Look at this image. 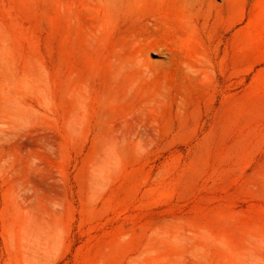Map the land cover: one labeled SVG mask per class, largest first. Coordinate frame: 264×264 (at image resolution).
Masks as SVG:
<instances>
[{
    "label": "rangeland",
    "instance_id": "374dc122",
    "mask_svg": "<svg viewBox=\"0 0 264 264\" xmlns=\"http://www.w3.org/2000/svg\"><path fill=\"white\" fill-rule=\"evenodd\" d=\"M0 264H264V0H0Z\"/></svg>",
    "mask_w": 264,
    "mask_h": 264
},
{
    "label": "bare ground",
    "instance_id": "6f19581e",
    "mask_svg": "<svg viewBox=\"0 0 264 264\" xmlns=\"http://www.w3.org/2000/svg\"><path fill=\"white\" fill-rule=\"evenodd\" d=\"M209 14V13H208ZM207 20V19H206Z\"/></svg>",
    "mask_w": 264,
    "mask_h": 264
}]
</instances>
